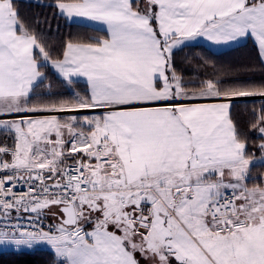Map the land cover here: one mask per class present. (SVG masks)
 Returning a JSON list of instances; mask_svg holds the SVG:
<instances>
[{"label": "snow or ice", "instance_id": "obj_1", "mask_svg": "<svg viewBox=\"0 0 264 264\" xmlns=\"http://www.w3.org/2000/svg\"><path fill=\"white\" fill-rule=\"evenodd\" d=\"M52 20L103 35L55 42ZM200 39H251L262 82L243 79L255 63L178 60ZM254 169L264 0H0V264H264Z\"/></svg>", "mask_w": 264, "mask_h": 264}, {"label": "trees", "instance_id": "obj_2", "mask_svg": "<svg viewBox=\"0 0 264 264\" xmlns=\"http://www.w3.org/2000/svg\"><path fill=\"white\" fill-rule=\"evenodd\" d=\"M47 2V0H45ZM51 9L48 8H36V7H22V13L26 14L27 16H35L40 14L42 16H51ZM57 23L59 24V31L57 32L56 26ZM41 29L48 31L46 25H40ZM81 33L82 35H103V32L93 31L91 29H87L81 26L65 24L63 20H52V28L50 32V37L52 41L58 42L60 40L65 39L69 34H76ZM193 55H202L207 57L209 60L215 62L217 66H240V65H247V64H256V72L251 76H244L243 79H251V81L255 84H259L262 82V75L259 71V64L256 63L257 61V50L253 43L250 41L245 42L242 45L237 47L231 48L227 51L215 54L204 48L203 46L195 45L184 48L182 51L177 52L178 60L184 56H193ZM47 84V81L45 82ZM54 92L63 93L65 96L69 94L68 89L59 84L55 79L52 81ZM75 88L77 90H83L85 86L83 84L78 83ZM257 101V107L259 106V100ZM235 112L237 113V120L239 122V126L241 129L247 130L248 122L252 119L251 116V105H249L248 110L245 111L244 105L238 104ZM259 141L257 140V143ZM254 173L257 175L264 176V169H254ZM47 258L46 256L44 257ZM6 262H11L16 258L13 256H3L0 257Z\"/></svg>", "mask_w": 264, "mask_h": 264}, {"label": "crops", "instance_id": "obj_3", "mask_svg": "<svg viewBox=\"0 0 264 264\" xmlns=\"http://www.w3.org/2000/svg\"><path fill=\"white\" fill-rule=\"evenodd\" d=\"M70 25H76V26H81V27H84L83 25L81 24H76V23H72ZM95 28H100L101 26L99 25H95L94 26ZM85 28V27H84ZM247 41H250L251 43H253V41L251 39H246V40H241L237 43H233L231 45H227V46H216V45H212L210 44L209 42H207L206 40H203V39H200L198 41H195V42H192V45L191 46H195V45H199V46H203L204 48H206L207 50H209L210 52L212 53H215V54H218V53H221V52H224V51H227L231 48H234V47H237L239 45H242L244 44L245 42ZM254 44V43H253ZM255 46V45H254ZM256 47V46H255ZM80 84H83L85 87V83L83 81V79L81 78Z\"/></svg>", "mask_w": 264, "mask_h": 264}, {"label": "built area", "instance_id": "obj_4", "mask_svg": "<svg viewBox=\"0 0 264 264\" xmlns=\"http://www.w3.org/2000/svg\"><path fill=\"white\" fill-rule=\"evenodd\" d=\"M249 99H256V100H259L258 98H249Z\"/></svg>", "mask_w": 264, "mask_h": 264}]
</instances>
